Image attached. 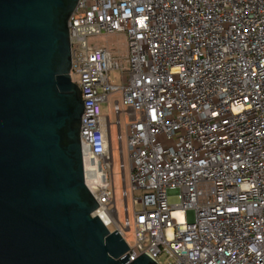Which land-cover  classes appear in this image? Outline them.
<instances>
[{
	"label": "built area",
	"instance_id": "obj_1",
	"mask_svg": "<svg viewBox=\"0 0 264 264\" xmlns=\"http://www.w3.org/2000/svg\"><path fill=\"white\" fill-rule=\"evenodd\" d=\"M68 32L80 136L102 169L112 155L101 104L120 91L129 117L140 208L130 219L125 205L123 224L112 217L128 262L147 252L157 264H264V0H78ZM114 33L126 64L88 41ZM113 111L119 124L117 100ZM111 171L92 215L116 213Z\"/></svg>",
	"mask_w": 264,
	"mask_h": 264
},
{
	"label": "water",
	"instance_id": "obj_2",
	"mask_svg": "<svg viewBox=\"0 0 264 264\" xmlns=\"http://www.w3.org/2000/svg\"><path fill=\"white\" fill-rule=\"evenodd\" d=\"M77 2L0 0V264H157L92 215L108 183L69 74Z\"/></svg>",
	"mask_w": 264,
	"mask_h": 264
},
{
	"label": "rangeland",
	"instance_id": "obj_3",
	"mask_svg": "<svg viewBox=\"0 0 264 264\" xmlns=\"http://www.w3.org/2000/svg\"><path fill=\"white\" fill-rule=\"evenodd\" d=\"M89 42H93L102 47H107L114 55V61L124 60L126 54V38L122 33H114L108 36H98L97 38H89ZM108 80L112 85L120 86L124 80L120 78V72L118 69L113 68L108 71ZM119 101L121 113L118 116L119 124H117V115L113 111L114 101ZM101 114L108 117L109 121V134L111 144V155H112V171L106 170V175L109 176L110 171L113 175V188H114V206L115 211H110L112 217H117L120 223L123 224V217L125 215L124 207L127 206V214L132 219L134 209H139L140 206L132 204V198H138L141 195V191L131 190L129 182V159H128V148L126 142V125L129 122V117L126 112V107L121 104V93L120 91H113L109 94L107 101L101 104ZM118 130L121 134V140L117 138ZM121 163L123 167H121ZM101 164H103L101 162ZM126 190V198L123 197V189ZM111 189V188H110ZM113 204H110L108 208H112ZM128 243L133 244L132 229L126 232ZM162 261V258H160Z\"/></svg>",
	"mask_w": 264,
	"mask_h": 264
},
{
	"label": "bare ground",
	"instance_id": "obj_4",
	"mask_svg": "<svg viewBox=\"0 0 264 264\" xmlns=\"http://www.w3.org/2000/svg\"><path fill=\"white\" fill-rule=\"evenodd\" d=\"M95 199H96V198H95ZM104 213H105V215L107 216V218L110 220V222L112 223V222H113V219H112L111 214H110L109 212H107V211H105Z\"/></svg>",
	"mask_w": 264,
	"mask_h": 264
}]
</instances>
